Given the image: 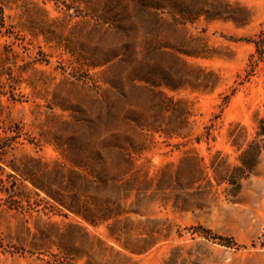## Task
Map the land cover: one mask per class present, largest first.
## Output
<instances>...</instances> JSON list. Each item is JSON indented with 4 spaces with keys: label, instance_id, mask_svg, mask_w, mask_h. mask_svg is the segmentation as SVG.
<instances>
[{
    "label": "rangeland",
    "instance_id": "rangeland-1",
    "mask_svg": "<svg viewBox=\"0 0 264 264\" xmlns=\"http://www.w3.org/2000/svg\"><path fill=\"white\" fill-rule=\"evenodd\" d=\"M0 4V264H264V0Z\"/></svg>",
    "mask_w": 264,
    "mask_h": 264
},
{
    "label": "trees",
    "instance_id": "trees-1",
    "mask_svg": "<svg viewBox=\"0 0 264 264\" xmlns=\"http://www.w3.org/2000/svg\"><path fill=\"white\" fill-rule=\"evenodd\" d=\"M3 10L0 4V23L2 22ZM263 43V41H262ZM255 49L258 51V59L262 60V50L259 41H254ZM264 149V117H261L257 121V128L255 131V137L250 140L246 146L242 149L238 156L239 165L233 170V175L229 176L228 181L231 182L234 179H242L247 176L257 165L260 154Z\"/></svg>",
    "mask_w": 264,
    "mask_h": 264
}]
</instances>
